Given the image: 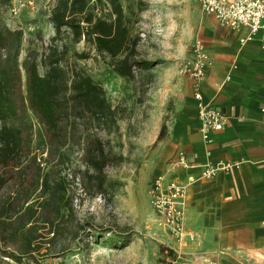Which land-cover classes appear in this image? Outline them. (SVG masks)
I'll return each instance as SVG.
<instances>
[{
	"label": "rangeland",
	"instance_id": "374dc122",
	"mask_svg": "<svg viewBox=\"0 0 264 264\" xmlns=\"http://www.w3.org/2000/svg\"><path fill=\"white\" fill-rule=\"evenodd\" d=\"M118 1L124 21L139 38L134 59L143 65L134 66V78L119 75L114 60L90 42H75L69 29L57 34L51 14L58 0H11L0 7L2 23L23 32L21 80L12 87L16 120L24 116L33 126L32 133L25 132L27 146L45 171L52 165L64 168L73 198L71 214L61 209L65 216L57 239L50 240L52 234L43 229L47 234L40 250L22 264L191 263L190 252L178 249L180 239L155 211L151 190L157 174L184 169H172L182 150L180 137L192 129V104L183 95L187 85L192 90V78L182 64L197 59L194 46L204 40V19L210 17L213 32L217 21L203 12L199 0ZM91 5L97 16L111 17V0H91ZM54 51L64 68L80 69L104 87L116 108L114 119L106 121L62 101L59 123L49 127L40 122L30 107L23 63L29 55L45 74L42 60ZM83 52L89 57H80ZM5 55L3 51L2 60ZM99 144L107 154L103 175L89 165L91 157H98ZM54 212L49 206L45 214Z\"/></svg>",
	"mask_w": 264,
	"mask_h": 264
},
{
	"label": "trees",
	"instance_id": "16d2710c",
	"mask_svg": "<svg viewBox=\"0 0 264 264\" xmlns=\"http://www.w3.org/2000/svg\"><path fill=\"white\" fill-rule=\"evenodd\" d=\"M111 1V17L105 18L95 14L91 0H58L51 20L57 34L69 29L75 42H90L98 53L114 60L112 66L119 75L134 78V66L143 65L134 59L139 38L124 21L119 1ZM10 3L11 0H0V7ZM22 39L21 30H12L2 23L0 11V264H22L24 258L33 257L47 233L52 234L50 240H56L65 216L61 209L68 208L69 214L73 209L64 168L52 165L45 171L41 159L30 155L27 146L25 132L32 133L33 126L24 116L16 120L12 87L15 80H21ZM57 55L54 51L43 58L45 74L40 73L37 61L29 55L23 63L30 107L40 122L49 127L59 123L62 101H72L73 109L103 116L106 121L114 119L116 108L108 101L104 87L80 69L64 68L63 58L54 57ZM80 57L88 58L89 54L83 52ZM23 111L27 112L25 107ZM106 157L99 144L98 157L89 160L90 167L100 175L104 174ZM49 206L54 207V216L45 214ZM43 229H47L46 234Z\"/></svg>",
	"mask_w": 264,
	"mask_h": 264
},
{
	"label": "crops",
	"instance_id": "0c3cea01",
	"mask_svg": "<svg viewBox=\"0 0 264 264\" xmlns=\"http://www.w3.org/2000/svg\"><path fill=\"white\" fill-rule=\"evenodd\" d=\"M214 27L215 32L210 17L204 19L205 75L198 88L192 77V90L190 85L184 88L192 104V129L181 135L179 152L190 166L170 175L184 180L192 175L194 181L177 247L190 252V264H264L262 34L250 37L247 28L232 30L218 21ZM197 90L205 103L229 117L227 127L214 132L210 142L200 131ZM219 162L236 165L213 178L203 176L207 164Z\"/></svg>",
	"mask_w": 264,
	"mask_h": 264
},
{
	"label": "built area",
	"instance_id": "2783aa9c",
	"mask_svg": "<svg viewBox=\"0 0 264 264\" xmlns=\"http://www.w3.org/2000/svg\"><path fill=\"white\" fill-rule=\"evenodd\" d=\"M199 2L203 12L215 16L221 26L232 30L247 28L250 37L261 33L264 48V0H199ZM194 47L197 59L182 64V70L195 80V87L198 88L199 82L205 75L208 54L201 41H197ZM195 97L199 101L200 131L205 141L210 142L214 132L222 131L227 127L229 117L210 103H205L198 90ZM235 165L226 162L209 163L203 169V176L213 178L220 171L232 170ZM172 166V169L176 166L188 167L190 162L184 152H179L178 160L173 161ZM168 173H159L155 177L151 201L164 225L177 239H181L184 234L186 197L194 177L190 175L184 180Z\"/></svg>",
	"mask_w": 264,
	"mask_h": 264
}]
</instances>
